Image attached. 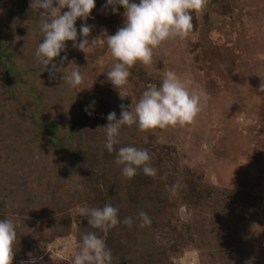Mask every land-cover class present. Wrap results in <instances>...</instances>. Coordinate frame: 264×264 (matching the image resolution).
<instances>
[{"label":"rangeland","instance_id":"374dc122","mask_svg":"<svg viewBox=\"0 0 264 264\" xmlns=\"http://www.w3.org/2000/svg\"><path fill=\"white\" fill-rule=\"evenodd\" d=\"M30 2L0 0L1 41L10 53L8 64L0 63V219L17 225L12 264H28L29 254L36 264H72L88 232L105 239L113 264H264V0H207L191 12L186 38L165 41L153 50L151 65L130 69L123 98L107 78L116 61L105 32L123 26L125 9L113 14L106 0H96L86 21L94 45L84 52L67 41L54 58L65 75L79 68L83 83L73 88L62 71L52 78L36 59L42 18ZM83 23L78 18L77 43ZM14 69L25 72L20 79L32 78L29 88L39 101L30 91L10 90ZM169 71L200 97V111L184 125L123 126L115 148H146L157 169L154 177L141 168L128 179L115 163L116 151L104 146L107 116L115 111L119 118L121 104L134 110ZM244 113L253 121L247 127L237 122ZM51 120L57 128L52 142L45 132ZM24 135L32 137L29 146H12ZM177 181L182 187L173 196ZM109 203L121 223L107 233L78 214ZM141 211L150 226H140ZM128 217L131 227L123 223Z\"/></svg>","mask_w":264,"mask_h":264},{"label":"clouds","instance_id":"9594fccd","mask_svg":"<svg viewBox=\"0 0 264 264\" xmlns=\"http://www.w3.org/2000/svg\"><path fill=\"white\" fill-rule=\"evenodd\" d=\"M207 0H106L105 7L111 6L113 14L119 11L118 6L125 9L124 24L115 34L105 32L106 43L110 49L115 63L107 72L108 80L119 90L121 98L124 97L121 89L128 84L131 75L130 69L140 62L145 66L153 63V50L169 39L186 38L193 29L192 11H200ZM96 0H31L30 8L40 10V32L43 41L39 42L36 49V59L48 68L49 75L55 78L57 72H63V80L70 87H77L83 83V75L79 68H73L65 75V68H58L54 58L61 56L67 49V41L73 42V47L85 49L94 45V40L89 45L87 37L91 26L86 23ZM67 8L65 12L61 9ZM85 21L79 29L82 39L77 43V20ZM67 57H62L66 60ZM51 65V67H48ZM94 103L85 107L94 108ZM121 114L117 118L115 111L107 116L108 124L105 129L104 146L109 153L116 151L117 165L122 166V175L128 179L133 178L138 169L145 175L155 176L157 169L150 164L151 156L146 148L136 146H123L117 150L120 143L119 136L123 126L135 125L140 131L168 126L184 125L192 122L200 111V97L192 94L185 83L175 72L165 74L162 83L150 86L136 103L135 109L130 110L123 104L120 105ZM91 114V112H89ZM237 122L242 127L253 123L252 118L246 113L241 114ZM179 181L172 186L173 196L181 189ZM183 216L190 215L188 208L182 207ZM78 214L86 216L89 225L107 233L121 223L119 209L112 204L103 207H81ZM140 226H150L151 218L146 212L139 214ZM123 223L132 226L131 217L125 218ZM17 240V225L11 218L0 219V264H12L14 245ZM28 264H36L37 258L31 257ZM72 264H113V255L103 237L96 232L83 234L82 243L73 253Z\"/></svg>","mask_w":264,"mask_h":264},{"label":"trees","instance_id":"16d2710c","mask_svg":"<svg viewBox=\"0 0 264 264\" xmlns=\"http://www.w3.org/2000/svg\"><path fill=\"white\" fill-rule=\"evenodd\" d=\"M6 38V35H3V34H1L0 33V63H2V64H4L3 65V67L5 66V63H6V65L8 64V58L10 57V53H9V51L7 50L8 48H7V45L4 47V46H2V39H5ZM7 51V52H5L4 53V51L5 50ZM3 52V53H2ZM20 69H22V68H20ZM18 71H20V70H17V69H14V70H10L9 72H8V79H7V83L8 84H10V85H12L11 87V91L12 92H17V93H19V92H24V91H30L32 94H31V96L33 97V98H35L37 101H39L40 99H39V95L36 93V92H33V90H31L29 87L32 85V83H33V81L32 80H30V79H32V78H28V79H25L24 78V80L21 78L20 79V77L22 76H24L23 74L25 73L24 71H22L21 73H19V74H17L18 75V77H17V75H16V72H18ZM24 72V73H23ZM20 76V77H19ZM6 77V78H7ZM23 80V81H22ZM33 111L34 112H36V108L35 109H33ZM47 126L45 127V129H47V131H45V132H47V135L49 136V138H50V141L52 142V140L54 139V138H56V135H57V128H56V124L51 120V121H49V122H47ZM41 127V126H40ZM42 129H44V125L42 126ZM22 138H24V140H21V141H19V138L17 139V138H15L16 139V141L15 140H13V145L12 146H17V148L18 149H21V147L23 148V146H25V147H27V146H29V144L30 143H32V142H30L29 140L32 138L31 136H26V135H24V136H22ZM7 147H11V146H9V145H7L6 146V148ZM32 147H34L33 145H32ZM5 148V149H6ZM8 149V148H7ZM18 153L20 154L21 152L20 151H18ZM20 155H22V154H20ZM18 156V155H17ZM15 159H16V157H15Z\"/></svg>","mask_w":264,"mask_h":264}]
</instances>
